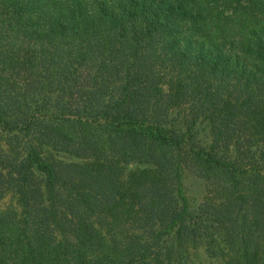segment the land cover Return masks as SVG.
Returning <instances> with one entry per match:
<instances>
[{"label": "trees", "instance_id": "trees-1", "mask_svg": "<svg viewBox=\"0 0 264 264\" xmlns=\"http://www.w3.org/2000/svg\"><path fill=\"white\" fill-rule=\"evenodd\" d=\"M0 264H264V0H0Z\"/></svg>", "mask_w": 264, "mask_h": 264}, {"label": "rangeland", "instance_id": "rangeland-1", "mask_svg": "<svg viewBox=\"0 0 264 264\" xmlns=\"http://www.w3.org/2000/svg\"><path fill=\"white\" fill-rule=\"evenodd\" d=\"M185 186L187 187V193L192 197V199L194 201H199L203 186L201 180L191 175L186 178Z\"/></svg>", "mask_w": 264, "mask_h": 264}]
</instances>
